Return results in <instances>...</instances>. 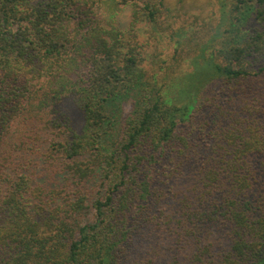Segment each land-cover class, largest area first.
I'll return each instance as SVG.
<instances>
[{
	"label": "trees",
	"instance_id": "1",
	"mask_svg": "<svg viewBox=\"0 0 264 264\" xmlns=\"http://www.w3.org/2000/svg\"><path fill=\"white\" fill-rule=\"evenodd\" d=\"M162 1L0 0V264H264V0L185 83Z\"/></svg>",
	"mask_w": 264,
	"mask_h": 264
},
{
	"label": "rangeland",
	"instance_id": "2",
	"mask_svg": "<svg viewBox=\"0 0 264 264\" xmlns=\"http://www.w3.org/2000/svg\"><path fill=\"white\" fill-rule=\"evenodd\" d=\"M142 1L137 0L139 7L144 5ZM153 2L158 4V0ZM231 5V0H163L155 23L143 19L135 25L137 39L146 50L147 75L155 73L160 82L185 83L194 71V58L203 63V46L207 58L220 45L241 40L248 22L243 16L239 22L231 18ZM129 11L124 12V24Z\"/></svg>",
	"mask_w": 264,
	"mask_h": 264
}]
</instances>
